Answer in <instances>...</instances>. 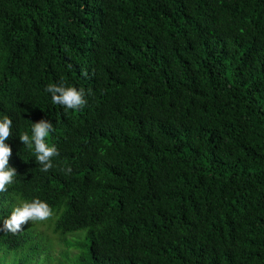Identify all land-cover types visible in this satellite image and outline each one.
I'll return each instance as SVG.
<instances>
[{
  "label": "trees",
  "instance_id": "1",
  "mask_svg": "<svg viewBox=\"0 0 264 264\" xmlns=\"http://www.w3.org/2000/svg\"><path fill=\"white\" fill-rule=\"evenodd\" d=\"M5 115L0 228L38 198L71 237L0 231V264H264V0H0ZM41 119L48 172L19 139Z\"/></svg>",
  "mask_w": 264,
  "mask_h": 264
},
{
  "label": "clouds",
  "instance_id": "2",
  "mask_svg": "<svg viewBox=\"0 0 264 264\" xmlns=\"http://www.w3.org/2000/svg\"><path fill=\"white\" fill-rule=\"evenodd\" d=\"M45 91L51 95L53 104L61 105L67 110L78 111L87 103L83 89L77 90L76 87L66 86L63 82L59 84L50 83L45 88ZM12 125L13 121L7 115L0 119V193L8 190V186L14 182V177L17 175L16 169L9 166L12 149L5 143L12 135ZM53 131L52 123L41 119L32 123L31 135L27 132L19 134L20 142L34 152L36 163L40 165V171L42 172H48L52 169L54 167L53 158L60 155L55 145H50L46 142ZM63 170L66 173H71L72 171L71 167ZM52 214L51 207L38 198L30 202L21 200L13 207L10 215L3 219V227L0 228V231L16 234L22 231V226L28 222H33L38 228ZM31 264H45V261L41 258H35Z\"/></svg>",
  "mask_w": 264,
  "mask_h": 264
},
{
  "label": "rangeland",
  "instance_id": "3",
  "mask_svg": "<svg viewBox=\"0 0 264 264\" xmlns=\"http://www.w3.org/2000/svg\"><path fill=\"white\" fill-rule=\"evenodd\" d=\"M51 217H55L57 219L55 214H52ZM51 225H52V219H47V220L43 221V224H40L38 226V230H39V232H41L45 236L48 235L49 238L53 239L54 237L52 235ZM78 236H85V232L80 233ZM62 237L57 236V238L63 243V246L61 244H56L54 240H51V243L54 245V251H55L56 255H59L60 252L66 250L67 248L65 247V244L70 243L68 241L70 240L71 236L67 237L66 239H64ZM72 237H76V236H72ZM49 238L41 237L40 239L42 240V242H46L47 243V240ZM78 240H79V246H80V244L82 245L84 243H87V240H84V238L83 239H78ZM73 252H76V250H74Z\"/></svg>",
  "mask_w": 264,
  "mask_h": 264
}]
</instances>
